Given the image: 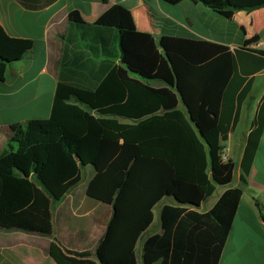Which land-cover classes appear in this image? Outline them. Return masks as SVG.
Returning <instances> with one entry per match:
<instances>
[{
    "label": "trees",
    "instance_id": "1",
    "mask_svg": "<svg viewBox=\"0 0 264 264\" xmlns=\"http://www.w3.org/2000/svg\"><path fill=\"white\" fill-rule=\"evenodd\" d=\"M19 1L38 9L54 0ZM161 1L202 4L226 19L236 11L264 7V0ZM66 19L62 81L50 116L1 128L6 143L0 151V230L50 237L54 203L90 166L85 195L98 203L113 202L112 219L97 262L70 255L51 241L49 256L56 264H137L136 243L153 222L154 206L170 196L183 206H163L158 233L143 241L142 264H218L262 133L264 100L240 162L241 187L227 188L208 212L194 208L213 194L215 185L231 183L235 166L223 162L221 154L236 121L234 103L250 89L245 79L264 67V51L246 48L257 38L239 49L258 55H249L252 68L246 73L237 53L224 46L169 36L155 40L138 32L131 13L119 5L92 25L77 10ZM11 60L0 54V65ZM134 75L141 81L160 80L166 87L153 88ZM135 90L155 106L134 111ZM121 142L139 149L126 169L124 162L116 163Z\"/></svg>",
    "mask_w": 264,
    "mask_h": 264
},
{
    "label": "crops",
    "instance_id": "2",
    "mask_svg": "<svg viewBox=\"0 0 264 264\" xmlns=\"http://www.w3.org/2000/svg\"><path fill=\"white\" fill-rule=\"evenodd\" d=\"M113 5L127 9L131 13L135 29L150 34L155 40L169 36L209 42L224 46L233 54L236 52L241 68L246 73L252 68L250 56L258 55L239 49L251 38L264 40V7L253 11H236L226 19L202 4L189 1L169 6L161 0H109L107 4L101 0H54L42 8L28 9L19 0H0V54L12 58L11 62L0 65V151L6 143V134L1 128L9 124H23L30 119H47L50 116L56 86L62 81L61 38L68 32V12L79 11L82 20L92 25ZM111 38L115 42L113 34ZM114 63L118 65L119 61ZM83 74L89 77L85 72L79 73L80 76ZM134 77L140 80L139 76ZM64 82L74 85L73 82ZM141 82L153 88L166 87L160 80ZM246 82L250 83L249 92H242L238 105L234 103L236 121L224 143V154L235 166L231 183L227 187L215 185L213 194L194 208L199 213L208 212L227 188L241 187L240 162L252 121L264 100V67L246 77ZM134 94L137 98L134 111L155 106L150 101H143L140 90H135ZM237 95L238 92L235 99ZM157 114H162V110ZM137 156L139 149L136 145L121 142L116 163L124 162L126 169ZM82 173L85 175L83 181ZM91 176L90 166L82 169L79 182L54 203L50 237L0 230V264H56L49 256L51 241H55L70 255L97 262L96 252L114 209L113 202H93L85 195V186ZM244 181L240 202L218 264L226 245L233 237L235 222L242 232V243L237 245L236 255L242 250L244 261L234 262L233 259L232 264H252L246 257H250L255 246L260 250L261 262L257 264H264V125L252 166ZM164 205L177 203L170 196L154 206L153 222L135 246L137 264H142L144 239L159 231V214Z\"/></svg>",
    "mask_w": 264,
    "mask_h": 264
},
{
    "label": "rangeland",
    "instance_id": "3",
    "mask_svg": "<svg viewBox=\"0 0 264 264\" xmlns=\"http://www.w3.org/2000/svg\"><path fill=\"white\" fill-rule=\"evenodd\" d=\"M85 175L82 173L81 176V181H83L85 179L84 177ZM95 202V201H93ZM157 211V208L155 209V212ZM232 239H230L229 243L226 245L225 247V251H224V255L221 259L220 264H232L233 259L234 262H238V261H244V252L242 250H240V254L236 255L237 252V245L242 243V240H240L242 238V232L240 231V228L238 226V223L235 222L234 227H233V235H232ZM246 260H250V262L252 264H257L260 263V250L258 248V246H255L252 248L251 250V255L250 257H246ZM237 264V263H236Z\"/></svg>",
    "mask_w": 264,
    "mask_h": 264
},
{
    "label": "built area",
    "instance_id": "4",
    "mask_svg": "<svg viewBox=\"0 0 264 264\" xmlns=\"http://www.w3.org/2000/svg\"><path fill=\"white\" fill-rule=\"evenodd\" d=\"M246 48L248 50H250V51H253V52H261V51H264V40H257L256 42L248 45ZM221 160L223 162H227L228 161V158L224 154V152L221 154Z\"/></svg>",
    "mask_w": 264,
    "mask_h": 264
},
{
    "label": "water",
    "instance_id": "5",
    "mask_svg": "<svg viewBox=\"0 0 264 264\" xmlns=\"http://www.w3.org/2000/svg\"><path fill=\"white\" fill-rule=\"evenodd\" d=\"M177 205H179V206H183V204H180V203H177Z\"/></svg>",
    "mask_w": 264,
    "mask_h": 264
}]
</instances>
